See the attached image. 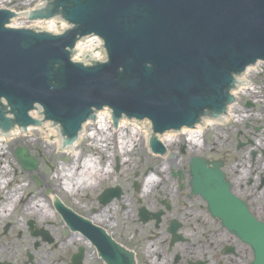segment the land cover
Wrapping results in <instances>:
<instances>
[{"label": "flooded vegetation", "instance_id": "1", "mask_svg": "<svg viewBox=\"0 0 264 264\" xmlns=\"http://www.w3.org/2000/svg\"><path fill=\"white\" fill-rule=\"evenodd\" d=\"M256 86L230 114L168 133L164 154L141 137L145 153L129 159L119 124L92 126L94 135L69 152L20 135L28 142L12 146L9 166L0 161V264H106L87 226L100 243L103 231L132 252L136 264H264V78ZM18 147L32 163L18 158ZM91 172L95 185L79 186ZM66 180L74 193L54 194ZM77 194H92V202Z\"/></svg>", "mask_w": 264, "mask_h": 264}, {"label": "water", "instance_id": "2", "mask_svg": "<svg viewBox=\"0 0 264 264\" xmlns=\"http://www.w3.org/2000/svg\"><path fill=\"white\" fill-rule=\"evenodd\" d=\"M25 1L21 8L10 6L9 0H0V6L23 12L38 0ZM47 1L29 19L60 14L71 24L65 32L53 34L66 27L55 20L26 22V12L12 24L49 32L8 27L16 14L0 9L2 132L36 124L28 112L37 105L46 119L38 128L48 126L51 119L70 143L81 123L104 106L111 109L114 122L124 116L148 118L155 133L192 126L207 111L213 116L225 112L233 100L235 76L264 60V0ZM88 34L104 40L106 61L87 66L71 61L78 38ZM99 44L95 40L78 44L73 60L100 59ZM127 118L121 122L139 121ZM96 120L83 126L95 125ZM157 142L150 140L153 147ZM103 243L99 246L107 264H135L131 253L115 245L112 254L108 249L112 243Z\"/></svg>", "mask_w": 264, "mask_h": 264}, {"label": "bare ground", "instance_id": "3", "mask_svg": "<svg viewBox=\"0 0 264 264\" xmlns=\"http://www.w3.org/2000/svg\"><path fill=\"white\" fill-rule=\"evenodd\" d=\"M260 67L261 68H264L263 63H260L255 69L251 68L250 70H247L245 72V74H244L243 77H246V75H248L252 70H255V71L259 70ZM245 90H246L245 87H241V89L239 91L240 92H243ZM31 115H32V117H35V118H37L39 120L42 119L41 117H39L40 116V113H38L36 111L35 112L32 111L31 112ZM110 121H111V117L109 115V111L106 110V112L103 111L101 114H99V116H98V118L96 120L95 126L96 125L99 126V128L101 129V131L105 132L111 126L110 125ZM120 125L122 126L121 130H123V129H127L128 130L129 129V131L132 133L131 134V137H129V138H127V137L122 138L123 139L122 145H124L126 149H127V143L134 142V145H135V143H137L139 135H143L146 138V136L148 135L149 129H150V127H149L150 126L149 121H145V124H141V121L124 122V123L121 122ZM92 126H94V123L89 124V125L82 126V127H84V133L82 135H80V137H81L80 140L81 141L84 138V136L87 137L88 139H90L89 136L94 135L93 134L94 128ZM90 127H92V128H90ZM89 128H90V130H87ZM32 130H34L37 133H40V135L44 139H47V140H50L51 139V143H53L57 147H61L62 141H63V137L61 135L60 129L59 128H57V129L54 128L52 122H50L48 126H45V127H42V128L32 129L29 126L25 132H29L30 133V131H32ZM20 132L21 131L19 129L14 128L11 131H9L7 134L0 133V152H4L3 151L4 148L1 145L5 144V142H7V140H10L12 135L13 136H16ZM172 136L173 135L167 136V137H162L161 140L163 142H167L168 143L169 140L170 141L173 140ZM136 137H137V141H136ZM70 150H71V148L70 147H67L66 150H64V151L65 152H69ZM91 161H92V159H89V161H87V164L90 166V168H91ZM94 172H91V176L88 177L87 179H84V180L78 182L79 183V186H84L85 185V188H88L89 186L90 187L94 186L95 185V182H94L95 179L92 178V175L94 174ZM59 181H61V180H59ZM70 186L73 189H75V190H77L78 188H80L79 186H78V188L76 187V183L75 184L74 183L73 184L70 183ZM59 188H60V190L65 191L66 193H69V194L74 193V192L70 191V187H69L68 181L67 182H64L63 181L62 183H60L59 184ZM75 192H77V191H75ZM76 236H77V234L74 235L73 237L76 238Z\"/></svg>", "mask_w": 264, "mask_h": 264}, {"label": "rangeland", "instance_id": "4", "mask_svg": "<svg viewBox=\"0 0 264 264\" xmlns=\"http://www.w3.org/2000/svg\"><path fill=\"white\" fill-rule=\"evenodd\" d=\"M260 69V71H255V70H252L246 77H247V80L249 81V82H251V83H253V86H251V90L250 91H245V92H241L240 94H239V98H241V101H240V105H241V103L243 104L244 102H246V101H251V99L252 98H254V96L257 94V91H258V87L256 86V84H254V83H260V80H261V78H264V68H259ZM263 75V76H260V75ZM256 91V92H255ZM255 92V93H254ZM253 110V109H252ZM252 110L251 109H243V108H237V111H239V113H241V112H252ZM127 127V126H126ZM29 132H27V133H24V134H28ZM30 133H32V135H34V137H33V139H29L30 141V143L32 144V142L33 143H35L36 141H38L39 140V142H42V143H44V147L43 148H47L48 150L49 149H51L52 147H56L53 143H51V139L50 140H47V139H44L40 134H37V132H35L34 130H32V131H30ZM19 135L17 136H14L15 138L14 139H11V140H7V142L5 143V144H3V145H1L4 149H3V153L5 154V156H4V158H2V157H0V161L1 162H3L6 166H9V162H7L8 161V158H9V156H10V152H11V149H12V146H14V145H18V144H22V143H24L23 141H26V142H28L27 140H25L24 138H22L20 135H22L21 133H18ZM23 134V135H24ZM131 132L129 131V129L127 130H125V133H124V135L127 137V138H129V137H131ZM141 134V133H140ZM141 137H143V136H141V135H139V137H138V141H137V137H136V141L138 142L137 144H138V146L140 147V150H138V152H137V148H134V146H132V144L134 143V142H130V143H127V157H130L129 159H131L133 156H136L137 154H144L145 152L143 151V145H142V142H141ZM84 138H87V137H85L84 136ZM19 139H20V141H19ZM41 139H44L43 141L41 140ZM143 139V138H142ZM86 139L85 140H82V143L81 144H79V145H82L83 143H86ZM14 143V144H13ZM1 153V152H0ZM169 155H170V153H169ZM171 156V155H170ZM11 157H12V154H11ZM50 156H48L47 158H49ZM65 157H67V155L66 154H64V157H63V159L65 158ZM52 162H55V161H52ZM58 162V161H57ZM55 171V173H53V171H49V174H48V181L50 182V187H52L53 186V184L55 183H57L58 182V176H59V170H57V169H55L54 170ZM58 193H65V191H58V190H56L55 191V193L54 194H58ZM67 194V193H66ZM67 195H69V194H67ZM85 196H86V194H85ZM84 196V197H85ZM76 197L81 201V198H82V196L81 195H79V194H77L76 195ZM82 200L83 201H87V202H89V203H91L92 202V194H90L89 196H88V198L87 199H83L82 198ZM82 202V201H81Z\"/></svg>", "mask_w": 264, "mask_h": 264}]
</instances>
